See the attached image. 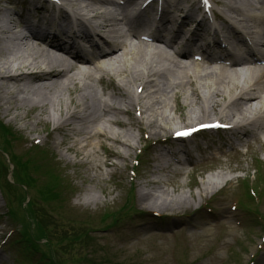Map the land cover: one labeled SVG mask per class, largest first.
Wrapping results in <instances>:
<instances>
[{
  "label": "bare ground",
  "instance_id": "1",
  "mask_svg": "<svg viewBox=\"0 0 264 264\" xmlns=\"http://www.w3.org/2000/svg\"><path fill=\"white\" fill-rule=\"evenodd\" d=\"M40 1L42 6L30 0L0 5L4 115L31 120L39 113L36 124L52 123L53 132L61 136L59 145L86 164L101 162L97 149L105 150V162L122 157L105 142L126 152L135 146L118 118L135 112L142 115L137 119L141 130H157L156 142L164 145L169 138L160 133H167L169 119L161 113L186 108L194 113L196 108L207 115L223 106L222 118L237 115L231 130L244 131L264 145V13H257L263 11L264 0H212L222 7L210 10L220 21L214 31L196 19L195 6H187L190 0ZM155 2L160 8L152 26L158 24L157 29L144 23ZM19 5L23 12L15 9ZM78 39L88 51L75 43ZM147 113H159L162 122L145 120ZM171 140L172 147L159 152L157 170L170 167L171 161L186 165L180 156L188 154V146L177 147L182 141ZM228 180L226 174H211L203 189ZM142 197L155 211L189 204L188 197L170 198L160 191H143Z\"/></svg>",
  "mask_w": 264,
  "mask_h": 264
},
{
  "label": "rangeland",
  "instance_id": "2",
  "mask_svg": "<svg viewBox=\"0 0 264 264\" xmlns=\"http://www.w3.org/2000/svg\"><path fill=\"white\" fill-rule=\"evenodd\" d=\"M0 5H7L6 0ZM15 9L23 10L20 5ZM94 86L99 91L100 85ZM222 110L219 106L207 115L196 108L194 113L190 108L161 113L169 119L167 133H160L169 138L164 145L156 142L157 130H141L140 113L120 115L135 146L126 156V148L105 142L123 158L105 162V150L97 149L102 160L95 164L74 160L59 145L61 136L53 132L52 123L36 124L39 113L20 120L13 118L15 113L0 112V131L5 127L11 132L7 141L17 138L8 149L0 133V264H51L50 259L56 264H264L262 143L242 132L204 134L177 145L189 144V156H180L182 161L187 158L185 166L167 155L170 167L156 168L160 150L172 147L174 130L238 119L236 114L222 118ZM154 114L143 117L161 123L160 114ZM260 137L264 140V134ZM24 162L37 168L22 171L18 164ZM215 173L229 180L203 189ZM48 191L59 194L57 200H47ZM143 191L185 196L189 204L155 211ZM24 230L37 240L32 250L27 249Z\"/></svg>",
  "mask_w": 264,
  "mask_h": 264
},
{
  "label": "trees",
  "instance_id": "3",
  "mask_svg": "<svg viewBox=\"0 0 264 264\" xmlns=\"http://www.w3.org/2000/svg\"><path fill=\"white\" fill-rule=\"evenodd\" d=\"M5 127H2L1 128V130H2V134H3V136H5L6 138L8 137V135H11V132L10 131H8V130H6V128L4 129ZM6 143H9V142H7V139H6ZM0 166H2V165H0ZM18 166H21L22 168H23V170L22 171H24V170H26L27 169V171L30 169L31 170V168H33V167H36V165H33V163H30V162H24V163H21V164H18ZM4 168H5V166H4ZM7 168V167H6ZM37 168V167H36ZM6 183H7V185H9V182L8 181H6ZM51 191V190H50ZM57 197H59V194H53L52 192H49L48 191V194L46 193L45 194V198L47 199V200H57ZM34 220V219H33ZM29 221V220H28ZM36 223H37V221H36ZM30 224V223H29ZM24 236L26 237V239H27V242L31 245V246H34V242L36 241V239L33 237V236H31L30 234H29V232H24ZM41 237V236H40ZM40 240H41V238H39ZM51 264H56L55 263V261H53L52 259H51Z\"/></svg>",
  "mask_w": 264,
  "mask_h": 264
},
{
  "label": "snow or ice",
  "instance_id": "4",
  "mask_svg": "<svg viewBox=\"0 0 264 264\" xmlns=\"http://www.w3.org/2000/svg\"><path fill=\"white\" fill-rule=\"evenodd\" d=\"M205 2H207V0H205Z\"/></svg>",
  "mask_w": 264,
  "mask_h": 264
}]
</instances>
